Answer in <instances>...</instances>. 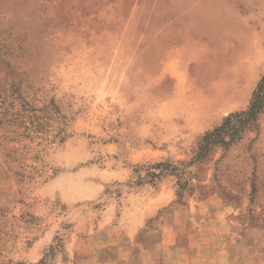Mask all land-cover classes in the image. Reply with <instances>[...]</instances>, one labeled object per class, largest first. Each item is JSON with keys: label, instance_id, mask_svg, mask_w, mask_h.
Returning <instances> with one entry per match:
<instances>
[{"label": "rangeland", "instance_id": "374dc122", "mask_svg": "<svg viewBox=\"0 0 264 264\" xmlns=\"http://www.w3.org/2000/svg\"><path fill=\"white\" fill-rule=\"evenodd\" d=\"M263 75L264 0H0V264H141L167 193L264 252V113L197 159Z\"/></svg>", "mask_w": 264, "mask_h": 264}, {"label": "crops", "instance_id": "0c3cea01", "mask_svg": "<svg viewBox=\"0 0 264 264\" xmlns=\"http://www.w3.org/2000/svg\"><path fill=\"white\" fill-rule=\"evenodd\" d=\"M174 198L170 193L161 196L155 202V213L138 217L144 223L151 217H159L157 241L151 237L144 244L128 249L127 257L117 255L113 261H127L137 255L141 264H264L262 249L244 238L230 235L219 212L210 213L190 231L191 210L182 207L168 211L169 214L165 211L174 203Z\"/></svg>", "mask_w": 264, "mask_h": 264}, {"label": "trees", "instance_id": "16d2710c", "mask_svg": "<svg viewBox=\"0 0 264 264\" xmlns=\"http://www.w3.org/2000/svg\"><path fill=\"white\" fill-rule=\"evenodd\" d=\"M264 113V75L258 81L252 100L246 110L231 113L224 121L205 134L198 145L197 159H202L214 147H228L240 141L247 131L256 130L258 117ZM162 165V164H161ZM160 178L162 173H152Z\"/></svg>", "mask_w": 264, "mask_h": 264}]
</instances>
